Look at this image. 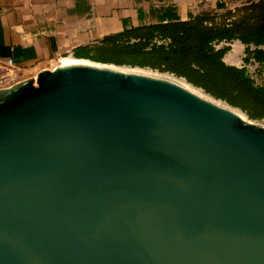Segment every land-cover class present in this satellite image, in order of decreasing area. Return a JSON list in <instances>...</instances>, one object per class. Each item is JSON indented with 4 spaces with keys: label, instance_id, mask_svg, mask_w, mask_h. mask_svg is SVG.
<instances>
[{
    "label": "water",
    "instance_id": "95a60500",
    "mask_svg": "<svg viewBox=\"0 0 264 264\" xmlns=\"http://www.w3.org/2000/svg\"><path fill=\"white\" fill-rule=\"evenodd\" d=\"M94 63L0 89V264H264V124Z\"/></svg>",
    "mask_w": 264,
    "mask_h": 264
},
{
    "label": "trees",
    "instance_id": "16d2710c",
    "mask_svg": "<svg viewBox=\"0 0 264 264\" xmlns=\"http://www.w3.org/2000/svg\"><path fill=\"white\" fill-rule=\"evenodd\" d=\"M158 10L159 23L110 35L103 40L105 46L93 49L87 58L183 77L250 119L264 120V83H257L246 67L225 61L231 47L217 46L238 40L246 45L245 62L253 59L264 69V9L256 23L240 19L225 24L212 23L209 11L182 20L173 6Z\"/></svg>",
    "mask_w": 264,
    "mask_h": 264
},
{
    "label": "crops",
    "instance_id": "0c3cea01",
    "mask_svg": "<svg viewBox=\"0 0 264 264\" xmlns=\"http://www.w3.org/2000/svg\"><path fill=\"white\" fill-rule=\"evenodd\" d=\"M219 4V0H0V57H12L25 72L54 68L66 58L92 61L87 54L105 46L106 37L159 23L161 7L173 6L187 20L190 14Z\"/></svg>",
    "mask_w": 264,
    "mask_h": 264
},
{
    "label": "rangeland",
    "instance_id": "374dc122",
    "mask_svg": "<svg viewBox=\"0 0 264 264\" xmlns=\"http://www.w3.org/2000/svg\"><path fill=\"white\" fill-rule=\"evenodd\" d=\"M219 3L220 4L218 6L212 7L208 10L210 12L209 16L211 17V21L214 24H225L240 19H246L249 23H256L258 21L260 13H262L264 9V0H219ZM256 5L257 6L263 5V6L259 8ZM197 14H202V13H197ZM217 46L231 47V50L225 55V61H227L226 58L229 54H235L234 60L227 62L233 63L238 66L246 67L257 83L259 84L264 83V69L261 67V65L256 63L253 59L250 62H245L244 60L246 57L245 44H242L240 41L236 40L232 42H222ZM252 48L254 47L252 46ZM110 65H115V64H110ZM116 66L129 67V69L131 67L129 65H116ZM131 68H137V67H131ZM141 69H144L152 73L167 74V72H161L159 70L151 69V68H141ZM250 120L260 124H264V120L261 121L252 120V119Z\"/></svg>",
    "mask_w": 264,
    "mask_h": 264
},
{
    "label": "bare ground",
    "instance_id": "6f19581e",
    "mask_svg": "<svg viewBox=\"0 0 264 264\" xmlns=\"http://www.w3.org/2000/svg\"><path fill=\"white\" fill-rule=\"evenodd\" d=\"M235 46H236V45H235ZM235 46H234V47H235ZM234 49H235V48H234ZM237 50H238V49H237ZM234 56H235V54H229V55L227 56L226 60H227V61L234 60ZM80 62H81V63L97 64V63H94V62L89 61V60H77V59H74V58H66V59H64L63 61H60L56 66H58L60 63H63V64H71V63H80ZM97 65H99V64H97ZM112 66H113V65H112ZM113 67H116V66H113ZM54 68H55V67H54ZM116 68H117V69H121V70H125V71H140V72H145V73H148V72H149V71H146V70L141 69V68H139V67H137V68H131V67H130V69H129V67H121V66H117ZM50 69H53V68H50ZM35 71H36V70H35ZM37 71H38V70H37ZM37 71H36V72H37ZM36 72H35V73H36ZM35 73L33 72V74H32V75H29V77L35 75ZM168 75H169V74H168ZM170 76H171V75H170ZM29 77H28V78H29ZM172 77H173V76H172ZM26 79H27V78H26ZM26 79H25V80H26ZM174 79H175L178 83L182 84L184 87H186V88H188L189 90L193 91L194 93H196V94H198V95H200V96H202V97H204V98H207V99H209V100L215 101L217 104H219V105H221V106H224V107H226V108L232 109V110L235 111L239 116H241L243 119H245V120H249V119H247L248 117H247L246 113H244V112H242V111H240V110H238V109H233V108L229 107V105L226 104L225 102H222V101H220V100H215L214 97H212L211 95L207 94L205 91L201 90L200 88H197V87L191 85V84L188 83L185 79H183V78H179V77H174Z\"/></svg>",
    "mask_w": 264,
    "mask_h": 264
},
{
    "label": "built area",
    "instance_id": "2783aa9c",
    "mask_svg": "<svg viewBox=\"0 0 264 264\" xmlns=\"http://www.w3.org/2000/svg\"><path fill=\"white\" fill-rule=\"evenodd\" d=\"M34 71L25 72L12 57H0V89L10 88L24 81Z\"/></svg>",
    "mask_w": 264,
    "mask_h": 264
}]
</instances>
